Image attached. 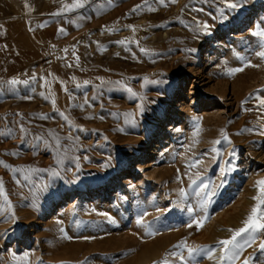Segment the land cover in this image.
Wrapping results in <instances>:
<instances>
[{"label": "rangeland", "instance_id": "1", "mask_svg": "<svg viewBox=\"0 0 264 264\" xmlns=\"http://www.w3.org/2000/svg\"><path fill=\"white\" fill-rule=\"evenodd\" d=\"M236 2L0 0V180L12 205L0 196V264H154L172 252L168 264H186L180 241L215 249L195 264H218L217 242L244 226L264 181V58L250 34L264 29V0ZM213 147L234 171L189 227L196 199L179 190L196 173L219 183ZM52 168L60 176L39 171ZM261 242L235 264H264Z\"/></svg>", "mask_w": 264, "mask_h": 264}, {"label": "snow or ice", "instance_id": "2", "mask_svg": "<svg viewBox=\"0 0 264 264\" xmlns=\"http://www.w3.org/2000/svg\"><path fill=\"white\" fill-rule=\"evenodd\" d=\"M170 3H176L177 0H169ZM159 3L162 5L164 4V0H159ZM240 0H237L236 3H228L227 7L229 9H236L239 6ZM79 5H73V7H76ZM140 7V6H137ZM135 11V9H133ZM220 15L223 19H227L226 16L223 15V10H220ZM202 27L206 30L208 26L206 24L202 25ZM63 31V29H61ZM252 36L259 38L261 41L260 43V51L256 52V55L260 58H264V29H260L259 25H257L256 30H253L250 33ZM120 43H123V41H120ZM141 51H145L144 49H141ZM254 66V65H252ZM243 68H235L230 69V73H235L242 71ZM10 84L15 85L18 83L16 80L9 81ZM87 83V82H85ZM129 92H131V89H128ZM135 95V93H133ZM258 103L260 108L258 110H264V99L257 97ZM54 103V101H53ZM245 103V102H242ZM142 110V106H138ZM250 111L251 109H246ZM67 119V117H65ZM198 129V125H197ZM21 132H25L26 130L21 126L20 128ZM221 137L222 140L225 142L230 143L228 140L227 134L221 130ZM55 144L53 145L55 152H56V164L57 166H62L64 163V160L62 158V146L59 143V138H55ZM221 140L213 141V144H221ZM66 151V150H64ZM211 152L215 153V155L212 157L213 161L216 162L217 158L219 157L222 161L221 166H219V183H217L214 180H211L208 177L201 176L199 173H196L195 178H193L191 175H189V184H188V190H185L184 188H181L179 190V195L183 199H187L190 195L193 196L196 199V208L193 206H189L187 208L188 215L190 217V223L188 224L189 227L192 226L193 222H196V217L194 215V212L196 210L203 211L205 214L207 213L208 207L213 203L212 198L218 194V191L220 188H222L225 184V177L234 171V168L232 166V160H223L222 153L219 149L216 147H213L211 149ZM229 157L234 158L235 152H230ZM78 160V157L76 158ZM3 162L0 161V164ZM198 163H200L199 160L194 161L192 163H189L187 167L190 169L192 167H195ZM77 168L79 165H76ZM105 167L107 166L104 165ZM7 167V165H5ZM15 171H23L25 173L24 179L28 180L31 173L33 171H36L34 169H24V170H15ZM39 171H49L51 176L58 177L60 176V171H58L56 168H52L49 170H39ZM177 180H181V177L179 175V170L177 174ZM19 183V181H18ZM255 186L258 189V195L252 197L253 200L257 201L256 205H254L251 209L250 214L245 218L243 221V227L239 229H228V231L232 232V236L230 239L225 240H219L217 242V246L220 248L221 255L219 256L218 264H235L237 260L240 259V254L242 250L245 247H251L252 244L255 243L256 240V234L257 233H264V181L257 180L255 182ZM0 196L3 197L4 201L7 202V208L11 210L12 205L11 202L8 201V197L4 191L3 182L0 180ZM11 218L13 221L15 220V214L12 213ZM201 219H204L202 217ZM138 225L141 224V220L137 221ZM200 223H197V230L200 228ZM148 235H154L155 233L149 231L147 233ZM240 238V239H238ZM174 247L186 249L187 251V261L186 264H195L196 258L200 257L202 254L207 255L209 258H211L212 253L215 249L209 247V246H199V247H189L186 241H180V243ZM259 249L264 250V242H261L259 244ZM167 255L176 256V252L169 253ZM167 255L164 260L159 262H154V264H168L167 262ZM181 260H185V257L183 255L180 256ZM251 257H247L244 259L243 264H250Z\"/></svg>", "mask_w": 264, "mask_h": 264}, {"label": "bare ground", "instance_id": "3", "mask_svg": "<svg viewBox=\"0 0 264 264\" xmlns=\"http://www.w3.org/2000/svg\"><path fill=\"white\" fill-rule=\"evenodd\" d=\"M157 247H158V244L157 243L156 244L153 243L152 245H150V246L148 245L147 247L145 246L144 249L142 251H140L139 254H137L138 255L137 258L138 259L139 258L140 259L141 258L143 259V257L147 256V253L154 251V249H156Z\"/></svg>", "mask_w": 264, "mask_h": 264}]
</instances>
